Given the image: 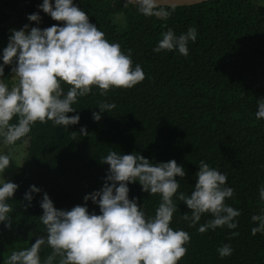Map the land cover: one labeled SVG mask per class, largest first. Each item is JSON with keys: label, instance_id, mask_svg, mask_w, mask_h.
I'll list each match as a JSON object with an SVG mask.
<instances>
[{"label": "trees", "instance_id": "obj_1", "mask_svg": "<svg viewBox=\"0 0 264 264\" xmlns=\"http://www.w3.org/2000/svg\"><path fill=\"white\" fill-rule=\"evenodd\" d=\"M21 2L29 30L52 25L53 20L39 5L43 0H0V54L9 38L5 28ZM54 5V0H52ZM105 33L111 43H118L127 54L131 50L133 66L141 65L145 79L131 89L113 88L106 96L98 87L78 98L75 112L78 124L54 126L52 121L36 122L31 132L15 144H21L24 156L13 183L19 185L8 201L13 212L11 229L0 223V264H5L14 250L30 247L45 235L40 221V202L47 193L57 209L71 210L85 205L84 196L103 187L109 165L101 159L109 151L143 155L152 163L175 160L186 176L176 177L178 192L190 195L195 174L203 160L227 174V186L235 190L225 203L241 212L235 229H209L201 234L200 225L213 217L204 214L193 227L181 219L191 216L187 205L176 199L177 211L170 226L184 230L191 240L188 251L178 264H264V233L253 235V215L264 214V200L259 189L264 186V119L257 120L258 100L264 99V0H207L203 3L175 6L167 20L145 17L123 0H73ZM171 10V9H169ZM39 13V24L27 19ZM122 16L124 27L118 29L114 17ZM166 25V27H165ZM195 27L197 39L189 41V54L178 51L154 52L161 33L167 28L180 35ZM6 65L2 80L13 76ZM64 92L69 85H62ZM115 103L111 112L101 113L100 102ZM14 117L10 123H17ZM84 127L87 135H82ZM41 189L33 193L30 207L24 199L30 186ZM129 199L148 216H154L161 196L142 191L137 181L128 185ZM90 213L100 214L99 206L87 201ZM232 232L239 235L231 237ZM229 244L232 255L221 258L217 251ZM51 249L41 250L43 260Z\"/></svg>", "mask_w": 264, "mask_h": 264}, {"label": "clouds", "instance_id": "obj_2", "mask_svg": "<svg viewBox=\"0 0 264 264\" xmlns=\"http://www.w3.org/2000/svg\"><path fill=\"white\" fill-rule=\"evenodd\" d=\"M134 5L145 17L167 20L175 11L174 4L162 0H126L125 7ZM40 9L63 26L52 25L41 29L25 24L23 28L11 30L7 47L3 49L0 76H4L6 65H14L11 73L18 77L13 86L0 81V137L6 145L15 142L31 132L36 122L52 121L54 126L78 124L80 116H69L76 111L73 107L78 98L92 93L98 87L101 96L113 88L131 89L145 79L139 64L133 66L131 50L126 54L120 44L109 42L105 33L91 23L89 16L73 3V0H43ZM171 9V10H169ZM27 19L39 24V13L28 15ZM166 27V25H165ZM154 52L178 51L189 54V41L195 43L197 31L190 27L177 35L173 29L161 33ZM63 84L69 85L65 93ZM100 112H93V120L100 121L101 113L111 112L115 103L100 102ZM257 120L264 119V99L258 100ZM18 122L10 123L13 118ZM87 135L86 128L80 129ZM13 157L0 154V174L10 167ZM109 165L103 187L84 196L85 205H76L71 210L57 209L47 193L40 202L43 209L40 221L45 226V235L39 236L30 247L14 250L5 264H178L187 255L190 234L174 230L170 224L177 204L173 197L185 203L191 216L184 213L181 219L195 226L202 215L213 218L200 225L203 234L209 229L237 228L235 218L241 212L225 203L234 196L235 190L227 186V174L211 167L203 160L195 174L196 183L190 195L178 192L179 176L186 172L175 160L152 163L143 155L118 154L109 151L101 159ZM142 186L149 195L159 194L161 201L154 216H148L138 198L129 199L130 183ZM19 185L0 180V223L11 229L13 212L8 201ZM41 189L30 186L24 199L31 206L33 193ZM264 200V186L259 189ZM99 206L100 214L90 213L87 201ZM256 227L253 235L264 233V214L253 215ZM232 232L231 237L238 236ZM44 246L51 249L41 259ZM221 258L232 255L233 249L224 244L217 249Z\"/></svg>", "mask_w": 264, "mask_h": 264}, {"label": "rangeland", "instance_id": "obj_3", "mask_svg": "<svg viewBox=\"0 0 264 264\" xmlns=\"http://www.w3.org/2000/svg\"><path fill=\"white\" fill-rule=\"evenodd\" d=\"M114 22L119 30H121L120 28L124 27L122 16L120 15L115 16ZM25 24H27L26 14L21 2H19L16 6V10L10 16V21L7 22L5 26V28L8 31V38L12 34L11 33L12 29L19 30L23 28ZM1 39L2 38L0 37V45H1ZM2 54L3 53L0 54V64L3 63ZM14 80H18V77H15L14 74L8 80H2L0 78V81H3L9 85V89H11V87L13 86ZM0 154H10L13 157V161L10 162V167L7 168L3 174H0V180L5 179L6 181L12 182L15 178V175L19 171V164L22 157L24 156L23 147L21 144L6 145L3 141V137H0ZM0 256L4 257L5 255L0 254Z\"/></svg>", "mask_w": 264, "mask_h": 264}, {"label": "water", "instance_id": "obj_4", "mask_svg": "<svg viewBox=\"0 0 264 264\" xmlns=\"http://www.w3.org/2000/svg\"><path fill=\"white\" fill-rule=\"evenodd\" d=\"M126 2V0H123ZM207 0H162L165 4H174L175 6H185V5H193L198 3H203Z\"/></svg>", "mask_w": 264, "mask_h": 264}]
</instances>
